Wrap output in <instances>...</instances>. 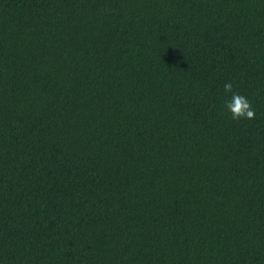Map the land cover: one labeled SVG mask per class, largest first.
<instances>
[{
	"label": "trees",
	"instance_id": "16d2710c",
	"mask_svg": "<svg viewBox=\"0 0 264 264\" xmlns=\"http://www.w3.org/2000/svg\"><path fill=\"white\" fill-rule=\"evenodd\" d=\"M0 264H264V0H0Z\"/></svg>",
	"mask_w": 264,
	"mask_h": 264
},
{
	"label": "clouds",
	"instance_id": "9594fccd",
	"mask_svg": "<svg viewBox=\"0 0 264 264\" xmlns=\"http://www.w3.org/2000/svg\"><path fill=\"white\" fill-rule=\"evenodd\" d=\"M224 91L226 94H232L231 99L226 101L225 106L231 113L233 120H239L241 118L253 119L255 117V110L251 101L238 92H234L232 83H225Z\"/></svg>",
	"mask_w": 264,
	"mask_h": 264
}]
</instances>
